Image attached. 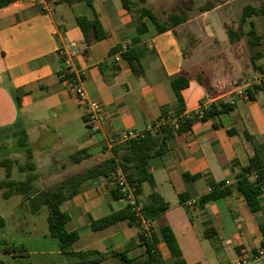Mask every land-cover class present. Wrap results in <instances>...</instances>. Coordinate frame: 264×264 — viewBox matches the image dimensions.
Segmentation results:
<instances>
[{"label":"crops","instance_id":"0c3cea01","mask_svg":"<svg viewBox=\"0 0 264 264\" xmlns=\"http://www.w3.org/2000/svg\"><path fill=\"white\" fill-rule=\"evenodd\" d=\"M33 1L19 0L0 10V130L10 131L8 136L14 138L18 169L26 166V151H30L35 167L33 192L53 188L114 157L113 148L124 141L126 134L142 136L153 131L163 112L171 113L177 103L171 78L185 72L195 80H190L183 91L186 113L219 101L234 106L219 117L197 120L189 133L169 142L165 156L148 163L156 183L154 190L170 205L153 222L163 263L175 261L163 242L161 223L171 227L187 264H235L243 255L255 257L262 249L264 193L262 210L254 214L237 191V175L256 152L245 133L254 138L255 144L264 146V88L251 90L252 98L240 97L239 93L255 73L264 71V51L247 54L248 59H244L241 41L231 44L229 37L228 41L223 39L233 55L227 61L230 74L206 75L211 69L209 59L203 57V64L194 67L201 59L195 49L188 52L184 46L187 36L179 31L184 24L160 34L152 22L141 19L140 9H153L152 0L144 5L132 0L129 10L121 0H95L94 10L86 2ZM96 14L108 36L87 46L78 18L94 21ZM263 17L253 16L247 22L262 38L257 48L264 47ZM142 22L147 31L140 33ZM211 39L218 42L215 34ZM117 47L121 52L111 55ZM132 48L146 51L142 59L144 76H137L121 56ZM254 55L258 56L252 61ZM62 70L74 74L87 97L104 107L101 129L89 126L87 107L77 100L74 86L61 80ZM229 130L235 133L230 135ZM79 151H87L88 157L76 163L72 156ZM29 174L21 172L20 180H26ZM142 189L138 201L141 206L152 192L148 183ZM224 190L229 191L226 197L201 204L200 200ZM20 197L25 201L21 206L32 214L27 196ZM192 199L198 205L186 207ZM127 205L126 198L115 200L110 196L103 179L86 183L61 207L69 218L67 230L79 234L74 252L111 255L106 264H120L115 253L130 258L144 256L136 225L120 222L98 231L91 227L92 221ZM4 254L14 261L13 256ZM35 254L26 256L32 259ZM39 255L45 256L42 262L22 260V264H51L55 259L59 264L70 262L59 247ZM252 264H264V257Z\"/></svg>","mask_w":264,"mask_h":264},{"label":"trees","instance_id":"16d2710c","mask_svg":"<svg viewBox=\"0 0 264 264\" xmlns=\"http://www.w3.org/2000/svg\"><path fill=\"white\" fill-rule=\"evenodd\" d=\"M19 0H0V10L9 5L18 2ZM51 1V0H47ZM74 4L76 2H86L87 5L94 10L95 0H58ZM124 8L131 9L133 5L132 0H121ZM138 4L144 5L147 0H136ZM223 4V3H222ZM217 7L215 3L206 4L202 9V13L210 12ZM188 10H192L189 6L182 7L178 12L168 13L165 18L159 17L153 9L142 7L141 19H147L152 22L158 33H165L174 31L179 26L185 24L189 20ZM253 16H264V0L259 7L246 6L243 9L242 16L237 28L230 26L226 27L229 41L231 44L242 41L246 36L249 37V44L251 47L260 45L262 38L257 35L256 28L253 24L250 26V31L245 32L244 26L248 20ZM78 24L84 34L87 46H90L96 41H100L108 36L104 30L102 23L99 21L96 14L94 21H88L86 18H78ZM147 31V25L142 22L139 27V32ZM94 37H91L92 33ZM121 52V47L114 48L111 55ZM146 51L142 48H132L121 53L130 64L133 72L137 76H144L145 70L142 65V59ZM258 55L252 56L253 61ZM103 69V65H100ZM62 81L73 83L76 80L74 74L67 70L60 72ZM171 86L176 95L177 103L171 110V113L164 111L161 120L167 121L165 126H162L157 132H146L142 136L132 138L128 141L122 142L113 148L114 157L104 161L103 163L89 169L83 173L69 178L66 181L58 184L56 187L39 190L33 192V172L34 165L31 163L30 151H26L27 163L26 166H20V172H30L26 180L16 181L12 179L15 162L11 159H4L0 162V167L6 170V178L1 182L3 189V198L8 200L13 196H27L28 209L32 214L39 213L44 207L48 209V229L52 238L59 242V248L65 257L69 259V264H106V261L111 255L101 254L97 251L74 252L73 245L79 239L78 232H69L66 228L68 223V215L61 210V207L66 202L77 196L83 186L92 181L103 179L109 189L110 196L115 199H124L126 195L122 193L119 176H124L126 183L133 189L137 202L143 192V185L148 183L152 188V192L148 197V201L141 206V214L144 219L152 222L160 219L164 212H166L170 205L154 190L156 183L153 174L149 171L148 163L152 158L165 156L169 152V142L175 137L189 133L192 125L197 120H190L183 118L186 114V103L183 97V91L190 86L189 75L185 72L172 77ZM249 98H252V91L249 90ZM234 104L219 101L213 103L204 112L201 120H208L210 118L219 117L222 114L229 113L233 110ZM156 124H154L155 126ZM176 125L178 127H176ZM90 126V125H89ZM234 131L229 130V134H234ZM246 138L254 144L256 148L255 154L250 158L249 164L244 167L237 175V191L240 193L250 210L256 214L262 210L261 195L264 193V146L255 144L254 138L246 134ZM21 146L25 144L21 143ZM88 157L87 151H79L72 156L74 162L79 163ZM229 194L228 190L217 191L212 195L200 200L201 204L208 201L216 200L220 197H226ZM181 200L184 202L185 198ZM127 222L129 225H136L140 234V246L145 250L144 256L139 258H130L125 253H115L120 261V264H164L161 253L159 251V239L155 232L151 231L150 237H145L141 233L142 225L141 218L136 216L134 207L129 204L126 208L118 211L110 216L92 221L91 227L94 231L102 230L108 226L116 223ZM6 226V221L0 216V228ZM260 230L263 235L262 249H264V223L260 225ZM160 232L163 242L167 245L170 254L174 258L175 264H187L182 251L178 245L176 237L171 229L165 223H161ZM4 252L13 256L12 264H22V260L27 255V249L22 245H8L5 244ZM258 252L256 253V255Z\"/></svg>","mask_w":264,"mask_h":264},{"label":"rangeland","instance_id":"374dc122","mask_svg":"<svg viewBox=\"0 0 264 264\" xmlns=\"http://www.w3.org/2000/svg\"><path fill=\"white\" fill-rule=\"evenodd\" d=\"M35 1L33 2L35 3ZM152 1V8L156 10L158 16L161 18H165L168 13L178 12L182 7L189 6L192 8V10H188L189 20L179 31L181 35L185 34L187 36V41H184V46L187 51L190 52L195 49L200 56L199 59L201 60L193 66H200L203 62L202 58L207 57L209 64L207 63L208 61L205 64H208L211 69L206 71V75L215 72L219 73L222 77H226L230 74L229 64L227 62L228 56L231 57L233 55L229 51V43L222 42L223 39L228 41L224 25L228 24L226 27L233 25L237 28L243 9L249 5L259 7L263 0H229V3L228 1L225 3L219 0ZM208 3H215L217 6H221L203 16L201 9ZM261 21L264 23V17ZM245 29H250V24L247 23ZM212 34H215V37L218 39L217 43L213 39L209 40ZM248 40L249 37L246 36L241 41V47L244 48L242 49L243 53L241 52V55H246V57L243 56L244 59H248L247 56L249 54L252 55L255 51H264L263 46L262 48L251 47ZM189 78L191 81H195L191 76ZM9 133L10 131L8 130H0V162L7 158L15 161L13 155L14 138L8 136ZM16 164L14 165L12 179L20 181L21 172ZM5 178L6 170L0 167V216L6 221V226L0 228V264L13 263L12 258L4 254L5 244L22 245L27 249L28 253H36L32 259L27 256L24 259H20L25 263L42 262L45 256L39 255V253L46 250L52 251L59 247V242L49 235L48 210L44 208L37 214H30L21 206L25 202L23 197L13 196L8 200L4 199L1 182ZM51 264L59 263L55 259Z\"/></svg>","mask_w":264,"mask_h":264},{"label":"built area","instance_id":"2783aa9c","mask_svg":"<svg viewBox=\"0 0 264 264\" xmlns=\"http://www.w3.org/2000/svg\"><path fill=\"white\" fill-rule=\"evenodd\" d=\"M72 85L75 88L77 100L80 103L86 105L87 107L88 116H89L88 124L95 130L101 129L105 121L104 107L100 103L96 101H92L87 97L85 91L80 86L79 81L77 79L72 83ZM261 88H264V71L255 73L254 76L251 78V80L248 81L245 87L241 90V92L239 93V96L247 98L249 96V93H248L249 90L261 89ZM207 109L208 107L202 106L198 109V111L186 113L183 118L190 119V120H201L204 116V112ZM166 123L167 121L165 120L159 121L158 124L155 126V129H153L152 132L155 133L159 131V129L162 126H165ZM176 127L178 126L176 125ZM136 137L138 136L132 133H128L123 137L124 139L123 142L128 141L132 138H136ZM119 182L121 185L122 193L126 195V199L129 202V204H131L134 207V212L136 216L141 218V225H142L141 233L145 237L149 238L151 235V231L153 229V222L150 220L144 219L142 217L141 206L137 202L133 189L130 188V186L126 183L124 176L122 175L119 176ZM209 191L212 192V189H210ZM185 205L188 208H194L198 205V201L196 199H192V200L187 201ZM262 257H264V249H261L260 251H258V254L255 257L249 256V255H243L241 259L235 264H252L254 260L259 261Z\"/></svg>","mask_w":264,"mask_h":264},{"label":"water","instance_id":"95a60500","mask_svg":"<svg viewBox=\"0 0 264 264\" xmlns=\"http://www.w3.org/2000/svg\"><path fill=\"white\" fill-rule=\"evenodd\" d=\"M219 1H221V2H227L228 0H219ZM209 30H210V28H209Z\"/></svg>","mask_w":264,"mask_h":264}]
</instances>
